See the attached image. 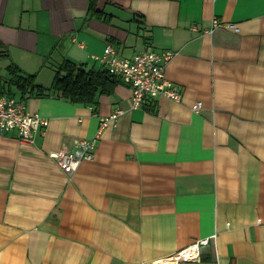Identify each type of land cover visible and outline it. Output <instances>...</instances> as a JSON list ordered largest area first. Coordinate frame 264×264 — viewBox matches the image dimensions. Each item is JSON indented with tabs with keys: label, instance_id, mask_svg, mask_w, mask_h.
Here are the masks:
<instances>
[{
	"label": "crops",
	"instance_id": "obj_1",
	"mask_svg": "<svg viewBox=\"0 0 264 264\" xmlns=\"http://www.w3.org/2000/svg\"><path fill=\"white\" fill-rule=\"evenodd\" d=\"M214 19L238 32L191 30ZM108 45L174 52L181 102L131 110L91 58ZM0 47V93L48 121L30 144L0 135V264H157L206 238L185 264H264V0H0ZM64 60L100 75L90 102L47 91ZM9 66L43 91L10 86ZM116 109L93 160L64 174L49 154Z\"/></svg>",
	"mask_w": 264,
	"mask_h": 264
},
{
	"label": "built area",
	"instance_id": "obj_2",
	"mask_svg": "<svg viewBox=\"0 0 264 264\" xmlns=\"http://www.w3.org/2000/svg\"><path fill=\"white\" fill-rule=\"evenodd\" d=\"M220 27H226L238 32L233 24L223 25L218 19L212 20L209 28L199 31L196 25L191 30L203 34H212ZM175 55L172 51L157 52L145 50L135 54L132 58L115 57L111 45L106 46L101 56H92V60L105 68L107 73L117 78L127 86L131 92V110H137L148 102L158 98L180 103L183 97V88L173 84L165 77V68ZM202 109L200 102L191 106V111L198 114ZM122 111L116 109L111 115L99 119L98 131L94 138L89 140H76L70 149L63 148L58 152H51L49 157L57 162L67 176L73 175L84 162L94 158V151L101 132L115 123ZM48 125V121L36 114H31L21 100L5 93H0V135L14 134L24 143H33L36 134ZM210 238L196 241L184 250L158 261L157 264H185L190 261L200 260V247L208 245Z\"/></svg>",
	"mask_w": 264,
	"mask_h": 264
},
{
	"label": "trees",
	"instance_id": "obj_3",
	"mask_svg": "<svg viewBox=\"0 0 264 264\" xmlns=\"http://www.w3.org/2000/svg\"><path fill=\"white\" fill-rule=\"evenodd\" d=\"M3 55V52L0 51V57ZM7 72L8 84L15 87L20 93L40 94L43 91L35 84L33 76H23L18 69L12 66L7 68ZM108 76L107 80L114 79L111 75ZM97 77H100V75L85 72L81 67L64 60L55 71L51 86L47 91H51L56 97L71 102H90L96 85H98V83L96 84Z\"/></svg>",
	"mask_w": 264,
	"mask_h": 264
}]
</instances>
